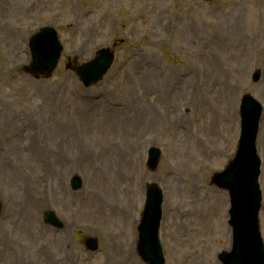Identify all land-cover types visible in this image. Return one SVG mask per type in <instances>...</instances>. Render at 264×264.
<instances>
[{"label":"rangeland","instance_id":"obj_1","mask_svg":"<svg viewBox=\"0 0 264 264\" xmlns=\"http://www.w3.org/2000/svg\"><path fill=\"white\" fill-rule=\"evenodd\" d=\"M11 1L0 9V264H148L138 224L153 183L165 193L166 263L224 264L229 197L212 180L236 153L243 96L264 103V0H23L21 13ZM47 26L64 47L48 78L25 70ZM103 49L115 61L85 87L76 69ZM135 134L132 160L126 137ZM74 142L86 148L85 164ZM152 146L162 151L155 168ZM257 148L264 198L259 140ZM111 153L124 164L125 222L111 208L120 194L108 191ZM52 211L61 228L47 223Z\"/></svg>","mask_w":264,"mask_h":264},{"label":"water","instance_id":"obj_2","mask_svg":"<svg viewBox=\"0 0 264 264\" xmlns=\"http://www.w3.org/2000/svg\"><path fill=\"white\" fill-rule=\"evenodd\" d=\"M35 64L39 74L44 77L50 76L54 71L61 54L62 46L58 41V35L54 28H43L36 35L32 42ZM113 60V54L104 50L90 63L80 66L78 72L86 86L97 82L109 69ZM29 67L28 70L33 71ZM246 102V104H245ZM244 102V130L241 148L236 159L230 163V166L220 176L217 181L221 186L229 188L232 193V202L234 205L233 224L236 226V244L235 256H240L244 261H230L229 255L226 264H264L263 243L258 232L257 212L259 209L260 189L258 176L260 170V160L256 154L255 135L258 129V118L260 108L250 98ZM158 152L152 150V164H156ZM78 188L81 183L78 179L73 181ZM149 198L144 216L141 231V252L144 259L151 264H164L162 249L158 241V232L161 220V196L157 186L150 187ZM244 210H251L247 215L248 219L241 214ZM48 220L54 224L60 225L53 214L49 215ZM61 226V225H60ZM88 246L97 248V242L94 239L88 240ZM253 256L254 261H245ZM251 260V259H250Z\"/></svg>","mask_w":264,"mask_h":264},{"label":"bare ground","instance_id":"obj_3","mask_svg":"<svg viewBox=\"0 0 264 264\" xmlns=\"http://www.w3.org/2000/svg\"><path fill=\"white\" fill-rule=\"evenodd\" d=\"M3 1H5V0H0V9H5V7H6L4 5ZM10 3H12L14 5V7L16 8L15 9L16 12L21 13V11H23V9L25 8V4L23 3V0H12ZM8 7H9V5H8ZM10 36L12 38V31L10 33ZM261 103L263 104V109H264V103L263 102H261ZM147 111H148L147 113H151V108H149ZM215 115H216V113H215ZM263 116H264V111H263ZM263 116H262V119H261L262 120V124H261L260 133H259V144L261 146H264V117ZM229 119H234V117H230ZM149 122L151 124H154V127H155V123H153L152 119H150ZM126 140H127V145H128L129 152L131 153L130 154L131 159L132 160H136L137 159L136 156H138L140 154L139 148L137 146V142L138 141H137L136 134H135V138H131L130 135H127ZM17 143H19L18 140H17ZM69 149L73 150L75 152L74 153L75 154V159H77V163L78 164L79 163L85 164V160H86L85 156H84V149H86L85 147H83L82 145L81 146H77V144L74 142L72 144L71 148L69 147ZM107 155H105V158L110 161V164L108 166L111 167V169H112L111 171L113 172V176L115 178L114 185H113L112 189L108 190L110 192V195L112 196L114 191H116V193L119 192V182L124 177V175L121 172L122 171L121 166H123L124 164H121L120 161L115 160V153H111L109 156H107ZM104 164H106V163L104 162ZM129 165H133L134 166V162L132 164H129ZM181 184L182 183L175 182V185L179 186V190H181V188H182V187L180 188ZM124 203H125V200L122 199V195L120 193L118 197H114V199H112L111 208L115 207V208L118 209V211L120 213H124L125 212ZM122 218H123V220L121 222H125V220L127 221V220L130 219V217H128V215L125 216V213L123 214ZM26 223L27 222L22 224V222H21V224L23 225L22 226L23 229L25 228Z\"/></svg>","mask_w":264,"mask_h":264}]
</instances>
